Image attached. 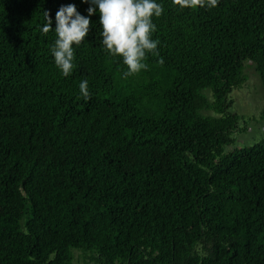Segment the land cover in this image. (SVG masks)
<instances>
[{"label": "trees", "instance_id": "1", "mask_svg": "<svg viewBox=\"0 0 264 264\" xmlns=\"http://www.w3.org/2000/svg\"><path fill=\"white\" fill-rule=\"evenodd\" d=\"M157 2L146 70L124 74L95 13L64 77L44 11L89 5L0 0V264H264V142L224 152L230 94L264 81V0Z\"/></svg>", "mask_w": 264, "mask_h": 264}, {"label": "clouds", "instance_id": "2", "mask_svg": "<svg viewBox=\"0 0 264 264\" xmlns=\"http://www.w3.org/2000/svg\"><path fill=\"white\" fill-rule=\"evenodd\" d=\"M181 7H215L218 0H174ZM88 4L87 15H82L73 3L61 5L55 13V27L49 13L44 11L46 23L41 32L55 33L50 46L53 62L61 75L69 76L75 67V48L80 46L89 34L90 17L99 13L101 44L109 56H118L127 67L124 74L133 75L146 70V55H158V39H153L156 25L153 17L163 12L157 0H81ZM80 94L89 98L88 81L79 83Z\"/></svg>", "mask_w": 264, "mask_h": 264}, {"label": "rangeland", "instance_id": "3", "mask_svg": "<svg viewBox=\"0 0 264 264\" xmlns=\"http://www.w3.org/2000/svg\"><path fill=\"white\" fill-rule=\"evenodd\" d=\"M248 68L244 72L247 80L241 87L233 90L229 96L232 101L229 113L236 114L239 120L237 127L232 132L234 142L224 148L226 153L235 149H248L264 142V81L263 83L259 82L256 75ZM203 94L208 96L206 92ZM208 98L209 110L203 115L209 117L226 116L218 111L212 114L210 108L213 106L211 102L214 99L209 96ZM73 256L71 264H92L90 258L84 257L80 252H75Z\"/></svg>", "mask_w": 264, "mask_h": 264}]
</instances>
